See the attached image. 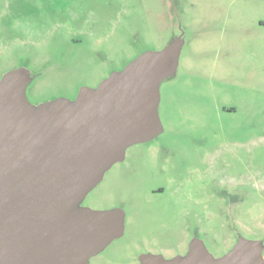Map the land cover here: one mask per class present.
I'll return each instance as SVG.
<instances>
[{"label":"rangeland","instance_id":"1","mask_svg":"<svg viewBox=\"0 0 264 264\" xmlns=\"http://www.w3.org/2000/svg\"><path fill=\"white\" fill-rule=\"evenodd\" d=\"M177 37L176 74L160 85L163 132L127 149L82 203L124 212L123 236L89 264H137L149 244L187 236L220 257L240 226L246 239L264 242V0H0V78L26 69L35 77L26 89L32 104L72 97ZM203 149L211 163L249 157L250 198L230 197L221 184L220 196L204 188L201 205L151 193L200 166Z\"/></svg>","mask_w":264,"mask_h":264},{"label":"water","instance_id":"2","mask_svg":"<svg viewBox=\"0 0 264 264\" xmlns=\"http://www.w3.org/2000/svg\"><path fill=\"white\" fill-rule=\"evenodd\" d=\"M183 41L146 51L73 99L32 104L24 68L0 78V264H89L124 234V212L82 206L126 150L163 128L160 85L175 76ZM261 240L239 238L214 257L200 239L184 256L140 264H264Z\"/></svg>","mask_w":264,"mask_h":264},{"label":"flooded vegetation","instance_id":"3","mask_svg":"<svg viewBox=\"0 0 264 264\" xmlns=\"http://www.w3.org/2000/svg\"><path fill=\"white\" fill-rule=\"evenodd\" d=\"M30 78L32 79V81L35 79L33 75H30ZM103 80L104 77L101 79V81ZM101 81H99L95 86L92 85L86 87L96 88ZM80 88H78V91ZM78 91L72 97H64V98L73 100L77 96ZM246 120L247 118H245V121ZM250 128L251 127H247V126L245 127V134L249 132ZM205 152H207L206 149H203V158L201 159L200 166L195 168L193 171H190V173L188 175H185V177L184 176L180 177V174L178 176H174L173 174H170L167 180L169 187H165V188L157 187L156 189H152L151 193L152 194L166 193L171 196L182 195L185 199L201 205L203 203V198L202 197L200 198V195L201 193H203L204 188L209 187V185H212L213 194H215V196L216 195L220 196L216 190V187L219 184H221L224 187L223 192L227 193L230 197L231 195L236 196L245 193L246 195L245 197L250 198L252 195V186H251L252 174H251V165H250L251 163L249 157L242 152H238L236 156H234L233 158L225 157V158H220L219 160L214 159V162L211 163L209 162L210 161L209 157L204 156ZM233 161L235 164H233ZM243 165H245L244 176H245V183L247 185L246 188L242 185L244 182L241 181ZM193 177H196L197 179H192ZM250 205L252 206V202ZM184 213L185 216H188V214L190 213L188 207L185 209ZM244 228H247V226H245ZM243 232H244L243 226H240L236 230V232L233 233L232 239L235 241V244L239 238L241 237L245 238ZM194 238L201 240V238L198 236H190V237L187 236L186 239H182L181 243L177 245L176 244L172 245L170 243L166 244L165 242L160 244H155V243L151 245L149 244V246L144 251L138 253L137 264H140L139 257L142 254L160 255L165 259H171L175 256H184L188 252L190 241Z\"/></svg>","mask_w":264,"mask_h":264}]
</instances>
